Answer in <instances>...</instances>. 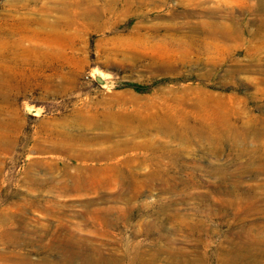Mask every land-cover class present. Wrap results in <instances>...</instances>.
Listing matches in <instances>:
<instances>
[{
	"label": "rangeland",
	"instance_id": "rangeland-1",
	"mask_svg": "<svg viewBox=\"0 0 264 264\" xmlns=\"http://www.w3.org/2000/svg\"><path fill=\"white\" fill-rule=\"evenodd\" d=\"M0 264H264V0H0Z\"/></svg>",
	"mask_w": 264,
	"mask_h": 264
}]
</instances>
